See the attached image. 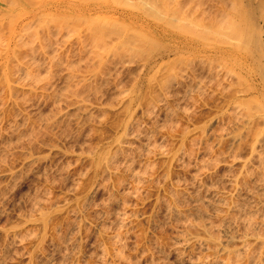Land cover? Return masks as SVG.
I'll return each mask as SVG.
<instances>
[{
	"label": "rangeland",
	"instance_id": "rangeland-1",
	"mask_svg": "<svg viewBox=\"0 0 264 264\" xmlns=\"http://www.w3.org/2000/svg\"><path fill=\"white\" fill-rule=\"evenodd\" d=\"M12 2L0 0L1 40L10 32L7 18L18 25L28 22V8H13ZM29 27L26 33L32 36L39 28ZM23 41L30 45L33 39ZM32 47L34 53L23 50L8 63L7 79L0 71V264H199L208 253L176 252L174 236L187 221L218 225L217 193L230 192L226 177L238 170L239 157H249L248 140L230 150L223 137L235 133L229 117L234 114L222 113L225 94L205 79L206 69L198 72L204 88L197 94L186 91V80L165 89L149 81L132 111L126 100L137 77L135 64L118 65L81 88L76 82L92 68L75 42L59 40L46 55L38 45ZM24 67L31 72L26 75ZM79 98L90 116L72 111ZM126 108L133 112L139 139L117 151L108 168H99L91 155L114 137L130 114ZM232 159L237 161L229 164ZM227 164L234 165L232 170ZM130 170L144 173L142 184ZM171 200L182 217L168 211ZM39 208L46 212L42 222ZM122 213L126 217L120 225ZM115 234L119 237L112 240Z\"/></svg>",
	"mask_w": 264,
	"mask_h": 264
},
{
	"label": "bare ground",
	"instance_id": "bare-ground-1",
	"mask_svg": "<svg viewBox=\"0 0 264 264\" xmlns=\"http://www.w3.org/2000/svg\"><path fill=\"white\" fill-rule=\"evenodd\" d=\"M20 5L29 10L28 22L18 25L7 18L10 25L7 46H3L7 40L0 38L1 42L4 41L0 46V51H4L0 52L3 54L0 57V71L5 79L9 75L8 63L17 61L23 50L31 55L35 52L32 45L36 44L46 55L47 50L59 40L64 44L75 42L81 54L86 56L85 60H90L92 69L86 78L77 82V78L74 81L69 78L81 88L95 77L103 79L118 65L127 68L131 63L135 64L137 77L127 96V108L140 100V93L151 80L159 83L161 89L168 88L172 83L188 82L186 91L188 88L189 93L197 94L204 88L198 72L206 69L205 79L213 82L225 94L222 113L234 114L233 119L229 114L232 120V125H229L234 127L232 133H235L224 130L227 133L222 136L228 138L230 150L241 147L242 142L245 144V140H248L249 157L242 160L237 155L242 162L238 170L234 167L237 170L234 175L230 171L233 175L231 178L226 177L230 192L224 193L222 190V193H217V205H212L219 215L221 212L219 218L216 215L218 221L215 224L218 225L214 227L203 219L204 223L184 221L185 226L174 236L173 247L176 252L192 249L208 253L205 259H198L199 264H264V0H13V8ZM30 24L39 27L33 36L26 33L31 28ZM38 30H42L44 35L39 36ZM53 30L57 31L54 35ZM25 36L33 39L30 45L23 41ZM27 71L26 75L29 74ZM7 84L10 87L11 84ZM77 100L72 111L81 110L84 117L90 116L91 109L87 108V111L85 101L82 98ZM87 107L90 108L89 105ZM127 108L125 112L129 114L135 107L131 108L132 111ZM132 113L118 125L111 140L88 152L93 151L91 156L95 166L108 168L117 151L139 139L137 128L135 130L133 126L135 120L131 119ZM203 138L199 140L204 141ZM202 141H199V146ZM235 155L232 157L237 159ZM31 157L28 156V159ZM229 164L225 167L232 170L234 165L231 167ZM132 173L130 175L138 183L144 180L143 172ZM243 186L251 188L244 189ZM212 194L215 197L214 191ZM171 201L167 206L168 211L181 216L183 212L180 213V209ZM195 201L203 202L201 199ZM243 204L246 208L241 209ZM43 209H40L39 222L44 220L46 214ZM233 212L234 217H239H235L237 220L232 218ZM126 214L122 213L118 218L120 225ZM115 235L111 236L112 240L119 237Z\"/></svg>",
	"mask_w": 264,
	"mask_h": 264
}]
</instances>
